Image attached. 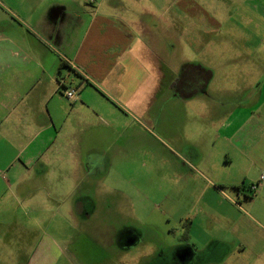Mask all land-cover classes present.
<instances>
[{
  "label": "crops",
  "instance_id": "obj_1",
  "mask_svg": "<svg viewBox=\"0 0 264 264\" xmlns=\"http://www.w3.org/2000/svg\"><path fill=\"white\" fill-rule=\"evenodd\" d=\"M204 3L18 0L13 11L0 3L5 9L0 14V245L12 233L8 228L18 225L22 198L31 202L36 196L31 181H53V164L63 170L69 156L78 162L92 158L84 155L82 126L109 127L105 138L112 165L117 145L132 142L134 113L146 115L156 104L158 126L183 151L177 150L172 175L176 201L189 213L190 252L203 244L199 256L206 264H264V124L259 120L264 81L251 101L235 86L219 91L231 101L219 100L213 70L187 61L186 45L223 29L221 18ZM165 52L185 62L181 68L191 64L209 70L210 78L199 90L174 73L167 78ZM62 61L73 75L69 83L62 77ZM61 79L79 86L77 101L62 94ZM202 97L216 99L217 107L211 100L196 114L191 104ZM99 113L111 121H96ZM253 170L260 175L259 186L256 195L245 194L239 181ZM224 186L236 198L223 201ZM242 195L261 219L243 206ZM193 211L204 216L196 219ZM194 228L203 229L205 237L194 236Z\"/></svg>",
  "mask_w": 264,
  "mask_h": 264
},
{
  "label": "rangeland",
  "instance_id": "obj_2",
  "mask_svg": "<svg viewBox=\"0 0 264 264\" xmlns=\"http://www.w3.org/2000/svg\"><path fill=\"white\" fill-rule=\"evenodd\" d=\"M17 1L0 3L13 11ZM198 1H205L207 10L221 18L223 29L198 36L196 43L186 45L184 57L213 70L219 100L231 101L219 91L235 86L238 92L243 90L245 101H251L254 89L264 81V0ZM4 11L0 5V14ZM164 59L165 65L170 64L167 78L172 73L181 77L185 62L170 58L168 52ZM62 77L67 83L73 77L66 66H62ZM221 79L225 83L219 84ZM211 100L217 107L218 101L209 97L194 99L191 107L198 114ZM150 108L146 115L134 113L138 120L132 121V142L117 145L112 165L105 138L109 127L102 123L92 130L81 127L84 155L90 154L92 161L85 157L78 162L69 156L63 170L53 164V181H31L36 183V196L31 202L22 198L20 213L15 216L18 225L8 228L12 233L6 234L4 245H0V264H206L199 256L204 252L203 244L198 245L200 250L190 252L193 245L183 236L189 213L175 198L172 174L177 167V150L183 151L158 126V106ZM260 111H264V105ZM93 117L111 121L104 113ZM261 117L262 125L264 114ZM195 118L202 130L201 119L197 115ZM245 138L256 140L250 133H245ZM60 174H69V178L63 179ZM258 174L253 170L246 180L239 181L244 183L241 188L245 194L256 195L250 186L260 179ZM235 194L231 187L224 186L219 197L227 202L230 197L236 198ZM245 199L242 195L243 206L261 219ZM194 214L196 219L204 216L203 212ZM191 233L205 237L201 228Z\"/></svg>",
  "mask_w": 264,
  "mask_h": 264
},
{
  "label": "trees",
  "instance_id": "obj_3",
  "mask_svg": "<svg viewBox=\"0 0 264 264\" xmlns=\"http://www.w3.org/2000/svg\"><path fill=\"white\" fill-rule=\"evenodd\" d=\"M61 66H66V62L62 61ZM210 71L199 66V65H191L187 64L182 71V75L178 79H186V84H188L187 80L192 81L195 90H199L201 86H203L204 82H206L210 78ZM186 230L185 234L183 235L184 238H188L189 235V227H190V220L185 222Z\"/></svg>",
  "mask_w": 264,
  "mask_h": 264
},
{
  "label": "built area",
  "instance_id": "obj_4",
  "mask_svg": "<svg viewBox=\"0 0 264 264\" xmlns=\"http://www.w3.org/2000/svg\"><path fill=\"white\" fill-rule=\"evenodd\" d=\"M60 85L63 86L64 92L63 95L71 102H75L79 99L80 97V92H79V86L77 85H66L65 81L62 79L60 80ZM263 178V175L261 176V179ZM259 184L258 183H252L250 188L252 191L256 193L258 189Z\"/></svg>",
  "mask_w": 264,
  "mask_h": 264
},
{
  "label": "flooded vegetation",
  "instance_id": "obj_5",
  "mask_svg": "<svg viewBox=\"0 0 264 264\" xmlns=\"http://www.w3.org/2000/svg\"><path fill=\"white\" fill-rule=\"evenodd\" d=\"M182 254V253H181Z\"/></svg>",
  "mask_w": 264,
  "mask_h": 264
}]
</instances>
